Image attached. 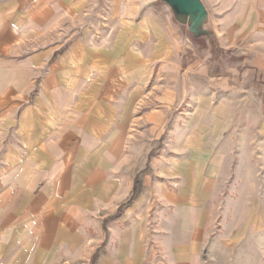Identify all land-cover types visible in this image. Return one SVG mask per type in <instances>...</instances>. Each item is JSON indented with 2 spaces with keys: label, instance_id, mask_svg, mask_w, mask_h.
Wrapping results in <instances>:
<instances>
[{
  "label": "rangeland",
  "instance_id": "rangeland-1",
  "mask_svg": "<svg viewBox=\"0 0 264 264\" xmlns=\"http://www.w3.org/2000/svg\"><path fill=\"white\" fill-rule=\"evenodd\" d=\"M147 13L176 44L146 68L127 128L85 146L60 195L72 221L32 262L264 264V0H0V188L24 123L62 125L49 93L72 96L73 45L107 46L118 14L136 27ZM37 97L52 105L26 119ZM136 177L138 197L103 226Z\"/></svg>",
  "mask_w": 264,
  "mask_h": 264
},
{
  "label": "crops",
  "instance_id": "crops-1",
  "mask_svg": "<svg viewBox=\"0 0 264 264\" xmlns=\"http://www.w3.org/2000/svg\"><path fill=\"white\" fill-rule=\"evenodd\" d=\"M117 17L122 25L112 30L115 38L107 46L73 45L78 53L70 60L71 79L62 76L63 83L71 82L72 96L69 91L49 93L61 109L58 129L56 118L46 130L32 120L38 121L37 114L52 103L37 97L24 108L32 122L24 123L23 153L13 150L8 156L9 187L0 188V264H33L34 250L42 255L51 243L62 241L61 228L69 226L72 216L65 214L60 195L69 189L68 180L77 177L85 146L103 145L106 132L127 128L144 103L146 68L158 67L176 44V30L149 13L136 27L124 25L123 14ZM108 142L113 154L120 136ZM1 227L7 230L1 233Z\"/></svg>",
  "mask_w": 264,
  "mask_h": 264
},
{
  "label": "trees",
  "instance_id": "trees-1",
  "mask_svg": "<svg viewBox=\"0 0 264 264\" xmlns=\"http://www.w3.org/2000/svg\"><path fill=\"white\" fill-rule=\"evenodd\" d=\"M141 189H142V183H141L140 179H138V177H136L134 179L132 190L130 192V195H129V198L127 199V201L124 204H122L121 206H119V208L117 209V211L114 215L110 216L109 218H107L103 221V226H105V224L108 220L114 219L115 217H118L121 214L122 209L129 207L131 205V203L138 197V195L141 192Z\"/></svg>",
  "mask_w": 264,
  "mask_h": 264
}]
</instances>
